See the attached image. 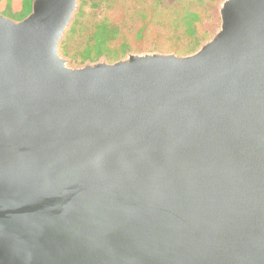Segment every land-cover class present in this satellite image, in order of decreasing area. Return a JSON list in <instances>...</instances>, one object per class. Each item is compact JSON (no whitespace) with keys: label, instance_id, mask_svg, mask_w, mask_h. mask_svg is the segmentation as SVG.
<instances>
[{"label":"water","instance_id":"1","mask_svg":"<svg viewBox=\"0 0 264 264\" xmlns=\"http://www.w3.org/2000/svg\"><path fill=\"white\" fill-rule=\"evenodd\" d=\"M80 6L0 13V264H264V0L192 54L73 64Z\"/></svg>","mask_w":264,"mask_h":264},{"label":"trees","instance_id":"2","mask_svg":"<svg viewBox=\"0 0 264 264\" xmlns=\"http://www.w3.org/2000/svg\"><path fill=\"white\" fill-rule=\"evenodd\" d=\"M21 1H24L23 7L27 10L24 16H27L33 0ZM219 1L179 0L176 6L175 3L168 6L162 0H93V7L102 4L110 11L88 25L82 21L88 0H82V8L63 48L69 53L70 41L76 34L82 33L80 49L71 54L76 62L97 61L102 56L114 61L133 48L138 49L154 26L167 31L174 43L186 38L192 42L191 47H195L206 39L202 28L205 13L211 8L216 9ZM202 5L205 8H201Z\"/></svg>","mask_w":264,"mask_h":264},{"label":"rangeland","instance_id":"3","mask_svg":"<svg viewBox=\"0 0 264 264\" xmlns=\"http://www.w3.org/2000/svg\"><path fill=\"white\" fill-rule=\"evenodd\" d=\"M92 1L93 0H88V3L84 6V9L86 11L85 16L82 18L84 24L86 23L89 25L93 21L99 19L105 13L110 11L109 9H105L106 7L103 6L102 4L99 7H95V6L93 7L91 4ZM162 1H164V3L168 6L174 3L176 6L177 3L179 2V0H162ZM223 1L224 0L219 1L216 9L211 8L210 10H207V12L205 13V20L202 28L203 31L206 33V39L203 40L199 45L195 47H191L192 42H190L186 38H182L181 40H178L176 43H174L167 31L159 30L158 26H154L153 29L148 34V36L146 37L145 42L141 43L138 49L133 48L131 52H159L163 54L176 53L179 56L189 55L196 52L205 42L210 40L216 34L221 22L220 7ZM81 5H82V0H81ZM23 6H25L24 1L21 0H0V13L14 19H21L26 16V15L24 16V13L27 12V10L24 9ZM81 8L82 7L80 6V10ZM201 8H205V6L202 5ZM79 12L76 15L75 21L77 19ZM67 35L62 42L63 53L72 59L73 64H78V62H76L73 59L71 54L77 51L78 49H80L81 47L80 45H82L83 43V34L82 33L76 34L74 38L70 41L68 47L69 53L66 52L63 48V45L67 40Z\"/></svg>","mask_w":264,"mask_h":264}]
</instances>
